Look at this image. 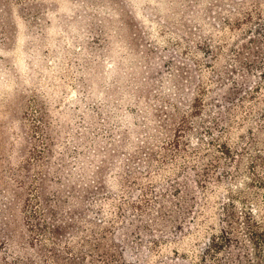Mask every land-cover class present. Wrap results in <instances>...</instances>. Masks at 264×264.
<instances>
[{
  "label": "rangeland",
  "instance_id": "374dc122",
  "mask_svg": "<svg viewBox=\"0 0 264 264\" xmlns=\"http://www.w3.org/2000/svg\"><path fill=\"white\" fill-rule=\"evenodd\" d=\"M26 198L77 264H264V0H0V264Z\"/></svg>",
  "mask_w": 264,
  "mask_h": 264
},
{
  "label": "trees",
  "instance_id": "16d2710c",
  "mask_svg": "<svg viewBox=\"0 0 264 264\" xmlns=\"http://www.w3.org/2000/svg\"><path fill=\"white\" fill-rule=\"evenodd\" d=\"M205 91H206V88L202 87V92L205 93ZM196 102L198 103H196L195 105L194 112L199 114V112H202L204 109L203 98L198 97L196 99ZM182 142L183 140H181V138L178 137L174 143V146H176L177 148H180ZM219 147H221V145ZM221 151L223 154L228 155L229 157L233 156L232 155L233 152L227 146L225 147L223 146V149ZM253 169H255V167H253L251 170ZM202 185L204 186V184ZM53 196H56V199L51 200L50 203H54V205H56L59 202H61V197H60L61 195L58 192L54 193ZM29 206H31V202L28 198H26L25 204L23 206L24 213H26V216L24 217V222L26 224L28 231L30 232V235L27 241V245L22 247L21 250L22 249L34 250L37 245L36 240L38 239L34 237L33 234H38L39 237L42 238V240H40V243L42 247L44 246V249L46 251L44 255L41 254V257H43V260H45V262L53 261L54 264H77L76 255L74 254L73 249L71 247V243L68 241V238L65 234L66 224H67V219H66L65 214L62 211L52 210V215H53L52 218L54 220V224L50 226L48 219L45 218L44 210H42V207L41 208L39 207V209H35L32 212L31 216H29V214L27 215V213L29 212L28 210ZM135 207L140 208L139 205H135ZM227 219H232V220L234 219L233 212H228ZM232 220H228V222L231 223ZM48 234H50V236H48ZM44 238L49 239V243L51 244V246H47L48 242L45 243L46 240L43 242ZM61 244H64L65 246V250L63 252H61L57 247L58 245H61ZM215 244H216L215 246H217L218 243H215ZM20 251L16 252L17 257H15L14 263H8V262H5V263L6 264H18L20 262H23L24 258L21 255ZM84 257H86V255L82 256L83 259Z\"/></svg>",
  "mask_w": 264,
  "mask_h": 264
}]
</instances>
